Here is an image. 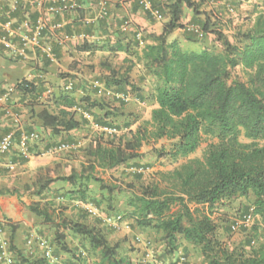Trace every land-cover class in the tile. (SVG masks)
<instances>
[{"label":"trees","instance_id":"1","mask_svg":"<svg viewBox=\"0 0 264 264\" xmlns=\"http://www.w3.org/2000/svg\"><path fill=\"white\" fill-rule=\"evenodd\" d=\"M203 4L175 0L166 7L168 21L162 34L146 36L152 43L144 45L139 59L156 79L157 103L149 120L134 130L135 122L117 125L111 120L117 115L116 109L106 110L105 103L89 97L78 102L72 91L52 98L58 111L44 109L39 118L45 128L60 135L81 127L83 121L76 119L80 109L105 111L95 118V124L113 132H98L88 145L91 171L126 166L143 157L144 147H152L159 158L175 163L184 161L171 171L158 172L153 183L143 186L131 198L128 205L136 226L160 234L169 253L178 250L182 237L201 249L207 264H264V231L249 239L245 248L230 250L219 239L211 215L200 212L199 208L193 213L190 208V205L203 207L213 214L219 206L252 198L255 215L264 223V12L257 13L246 27L236 28L229 38L224 32L222 16L201 11ZM184 8L193 10L195 27H200L204 35H214L221 51L205 49L195 53L184 50L177 41H168L174 31L184 28L181 24ZM190 33L195 40L199 38L195 32ZM188 38L194 41L193 37ZM144 39L142 35L143 43ZM136 41L137 47L140 46L137 35ZM98 48L104 49L93 50ZM119 51L120 48L114 49ZM237 68L242 69L245 80L234 76ZM105 86L115 93L127 94L128 87L134 89L129 77L115 70L106 77ZM17 89L24 95L36 93L35 85L27 81L21 82ZM123 128L127 131L122 132ZM204 141L210 144L203 156L190 158ZM161 142L165 143L157 149ZM56 181L68 183L75 196L86 200L89 184L99 179L82 169L80 173L56 179L39 177L32 188H27L41 197ZM3 195H20V192L0 189V196ZM29 210L55 229L56 240L61 245L67 231L88 241L96 256L94 264H133L127 256L120 255L118 245L109 243L104 231L64 217L60 223L56 222L52 203H34ZM16 228L12 226V232ZM16 256L19 264H47L44 256L35 261L18 252Z\"/></svg>","mask_w":264,"mask_h":264},{"label":"crops","instance_id":"2","mask_svg":"<svg viewBox=\"0 0 264 264\" xmlns=\"http://www.w3.org/2000/svg\"><path fill=\"white\" fill-rule=\"evenodd\" d=\"M101 1L108 2L109 15L103 22H92L100 10ZM174 1L161 0L158 5L163 17L156 19L140 7L138 0H76V11L70 12L62 18L49 17L50 25L57 21H61L65 25L62 31H48L46 34V44L52 45L57 55L56 63H50L41 52L28 51L25 58H20L0 47V90H12L13 92V99L11 98L8 107L0 104V140L10 131L16 132L17 137H19L23 132L34 131L39 125L53 134L50 129L43 126L39 113L44 109L51 111L50 109L53 108L55 112L58 111L51 99L65 92V88L70 82L74 85L72 96L78 102L82 98L89 97L93 101L105 103L107 105L105 106L106 110L124 109L120 115H125V117L137 114L135 109H151L152 113L157 108V103L155 89L150 88L149 81H156V79L145 69L144 62L140 61L139 57L142 55L144 45L152 43V40L146 39V36L151 34L160 36L162 34L164 24L168 21L166 7ZM223 2L226 0L217 1L210 5L203 4L201 11L220 14L216 9ZM228 3L233 4L232 1ZM254 5L261 6L262 0H246L240 3L239 12L245 14L254 7L252 13L256 16V12L260 8ZM203 17L200 16L199 18ZM125 22L131 24L127 31L123 30ZM195 22L196 17L193 10L184 8L181 19L184 28L174 31L168 37V41H177L183 49H186V45L190 42H198L201 45V51L213 50V45H219L214 35H204L200 27H198L200 32L196 33L199 35L197 40L190 33V28L196 26ZM223 28L227 34L228 31L225 30L224 26ZM138 31L142 33L145 39L144 43L142 42L137 47L136 33ZM188 37H193L194 41L189 40ZM94 47H104V49L93 50ZM91 48L92 51H89ZM117 48H120L121 51L114 52V49ZM113 70L119 72L120 75L129 77V81L134 87L133 90L128 87L129 102L124 103L107 96L108 89L105 86V81ZM23 81L34 84L36 93L32 95L22 94L17 86ZM47 100V104L51 106L42 107L41 104ZM104 112L100 111L102 114ZM131 117L133 118V116ZM115 120L117 118L114 117ZM76 130L62 132L60 136L66 135L68 138L76 136L78 134L74 133ZM43 148L42 145L37 148L38 151L31 152L29 156L25 157L21 153L19 144H17L16 150L11 155L3 157L0 160V189H17L19 191L27 184L35 182L31 180L34 175L42 174V170L46 172L50 168L54 169L59 163L54 165L46 157L34 158L32 156L43 152ZM89 159L87 156L88 162ZM83 165L86 167L85 163ZM81 171L82 169L77 171L72 168L70 174ZM60 176L62 175L51 177V179ZM66 184L73 188L68 183L56 181L49 186L48 191L51 190V195L58 196L56 191L67 189ZM72 190L70 189V191ZM20 194L22 193L20 192ZM27 198V196L21 195L0 196V222L4 223L6 228L17 227L15 232L10 234L12 246H20L19 241L24 232H36L41 224H44L42 219L30 212L29 207L32 204L28 202ZM50 200H54V198ZM75 204L78 205L79 203L76 202ZM77 209L78 212L93 217L98 224L97 227L103 228L105 226L104 233L109 243L115 245L112 242V232H110L111 229H114L106 224L104 214H100L98 211L95 213L82 211L81 207ZM131 256L128 255V258L130 259ZM130 260L132 261V259Z\"/></svg>","mask_w":264,"mask_h":264},{"label":"rangeland","instance_id":"3","mask_svg":"<svg viewBox=\"0 0 264 264\" xmlns=\"http://www.w3.org/2000/svg\"><path fill=\"white\" fill-rule=\"evenodd\" d=\"M195 1L198 3H204V5H210L221 0ZM240 3L241 2L238 1L233 2V5L236 8V15H231L229 13L227 7L228 1L223 2V4H221V6L216 9V11H218V13H220L222 16L221 21L223 22L225 30L228 31L227 35L229 38L234 35L236 28L240 27L241 25L246 27L250 23V20L255 17L254 13H252L254 12L253 6V8L249 10L250 12L241 14L239 12ZM209 5L206 7L208 8ZM254 6L256 7L257 5ZM257 7L260 9L255 12H262L261 6ZM212 47L215 51H221L222 49L220 44L213 45ZM184 50L195 53L202 52L201 45L198 42L188 43L186 45V49ZM234 76L241 80H245V75L241 68H237L234 71ZM155 84L156 81H149L150 88L155 89ZM47 102L48 100L44 101L41 106L50 107L51 105L49 106ZM126 102H129V100ZM50 110L55 112L54 108ZM122 110L124 109H116L117 115L115 116V119L117 118V120L114 121V117L111 118V120L113 123H116L120 126H123V124L126 122H135L132 127L133 130L136 129L140 123L145 120H149L151 117V109H135L137 114H131L133 118L130 115L128 117H125V115L122 114L120 115ZM89 114L92 117L89 116V118L86 119V115ZM101 115L102 113H100L98 109H94L92 111L80 109L76 114V118L80 121H83L82 126L74 132L78 134L76 136H71L70 138H68L66 135L55 136L54 134L47 132L40 125L37 126L34 131H32L38 133L40 137L39 140L32 145V149L36 151L38 147L42 145L44 147L43 152H39L36 155L33 154L32 156L34 158L46 157L47 159H50L52 161L51 163H54V165L55 163H59L54 169L50 168L46 172L42 170V174L39 173L38 175H34L31 179L32 182L36 181V179L39 177L47 179L59 175H69L72 168L77 171L86 168L87 172H90L91 174L95 175L97 179H99V182L92 181L89 184L86 200H83L77 195L75 196L70 191V189L73 188L67 186V184V189L64 188L56 191L58 196L51 195V190L47 191L41 197L33 195L30 192V189L27 187L32 188L34 183H30L25 187H22L21 190H19L22 193L20 195L27 196V200L31 204L41 203L42 205H45V203H52L54 209L53 211L55 212V221L59 223L60 218L64 217L74 222L88 224L91 227H96L104 231L106 227H97L98 224L95 222L93 217L91 218L90 215L78 212V207H81L82 211L89 212L87 209H85V205L89 204L93 207V209L98 211V213L104 214L106 217L122 215L123 223L120 225L121 228L118 230H110L113 235L111 236L113 237L112 242L119 246L120 255L127 257L128 255H132L130 259H132L133 264H143L142 261L147 251H152L155 257V262H151V264H172L180 255H184L188 259V264H207L203 258L201 249L199 247L193 246L182 237L179 238L178 250L175 253H169L166 251V247L162 242L160 234L152 230H141L137 228L136 224L131 218L132 208L128 205L131 198L134 195L139 194V190L143 186L151 184L155 181L158 172L171 171L180 166L184 161L175 163L167 158H159L158 153L155 152L152 147H144L142 149L143 157L139 160L130 162L126 166L118 167L112 170L97 168L95 171H91L89 162L87 160L86 149L98 132H101V129L97 128L95 124V118L101 117ZM126 131L127 129L123 128L122 132ZM164 143L165 142H161L156 146V148L160 149ZM60 144L69 145L70 149L63 152H56L55 148ZM209 144L210 141H204L199 150L190 158H201ZM83 163L86 164V167H84ZM133 169H143V172L137 173L134 172ZM51 198H54V200H50ZM76 202L79 204L76 205ZM252 207V198L239 199L237 201H232L225 205L219 206L213 214H209V212L206 209L204 210L203 207L190 205L191 211L193 213H196L197 208H199L200 212H205L208 215H211V218L218 227L217 234L219 239L224 242L230 250L245 248L249 239L256 237L257 232L261 233L264 231V223H260L259 220H256L255 223L248 229H241L238 232H233L231 230L233 223L246 215ZM174 210H177V208ZM11 233L12 227H7L6 235L9 240L11 239ZM35 233L39 237L45 238L49 241L50 246L54 250V255L59 258L61 264H93L96 260V256L90 250L88 241L78 235L73 234L70 231L66 232V240L62 245L56 240L55 229L46 224H41V227L38 228ZM29 234V232L23 233L22 238L19 241L20 246H12V242L10 240L11 252L14 256L15 264L18 263L16 252L21 253L24 257L33 261L44 259L43 252L39 246H36L33 249V254L28 252L26 247V238ZM137 236H140L143 239L142 244H138L136 242L135 238ZM82 253H85V256H82ZM46 263L49 264L48 261H46Z\"/></svg>","mask_w":264,"mask_h":264},{"label":"built area","instance_id":"4","mask_svg":"<svg viewBox=\"0 0 264 264\" xmlns=\"http://www.w3.org/2000/svg\"><path fill=\"white\" fill-rule=\"evenodd\" d=\"M245 2L246 0H226ZM140 7L156 19H162L163 14L158 5L161 0H138ZM228 11L231 15H236V8L233 4L228 3ZM262 12H264V0L261 5ZM76 0H0V47L8 50L15 56L25 58L28 51L41 52L49 60L50 63L57 62V55L54 47L46 44L47 32L62 31L65 25L61 21H57L50 25L49 17L62 18L66 14L76 11ZM109 15L108 2H100V10L96 19L92 22H100L105 20ZM131 24L125 22L123 30H129ZM190 31L199 33L198 27H191ZM137 40L142 43V34L138 32ZM69 38V37H67ZM73 83L70 82L66 86V91L73 90ZM12 90H0V104L8 107L11 98ZM107 96L118 99L120 101H128L129 95L125 93L107 92ZM11 115V112H9ZM15 116V115H14ZM16 117V116H15ZM89 118V115H86ZM100 128L101 131L112 133L113 131L107 128ZM19 138V139H18ZM39 134L36 132H23L17 137L16 132L10 131L6 133L0 140V160L13 153L16 150L17 144L21 149L23 156L27 157L31 154L32 145L39 140ZM70 149L69 145L60 144L55 148L56 152H63ZM134 172L142 173L143 169H133ZM85 209L89 212H96L89 204L85 205ZM259 217L255 215L254 207L238 221H235L231 227L233 232H238L241 229L250 228ZM105 222L113 229H120L123 223V216H108ZM138 244L143 243L140 236L135 238ZM255 244V241L252 243ZM39 246L43 252L45 259L50 264H61L59 258L54 255V250L50 246L49 241L45 238L39 237L35 232H30L26 238V247L28 252L33 254V249ZM85 256V253H82ZM143 264H151L155 262V257L152 251H147L144 256ZM0 264H15L14 256L11 252V242L6 235V225L0 222ZM172 264H188V259L184 255H180Z\"/></svg>","mask_w":264,"mask_h":264}]
</instances>
